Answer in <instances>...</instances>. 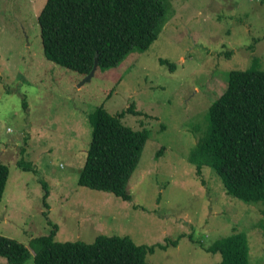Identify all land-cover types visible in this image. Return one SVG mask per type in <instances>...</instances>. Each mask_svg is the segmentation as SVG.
Here are the masks:
<instances>
[{"label":"rangeland","instance_id":"rangeland-1","mask_svg":"<svg viewBox=\"0 0 264 264\" xmlns=\"http://www.w3.org/2000/svg\"><path fill=\"white\" fill-rule=\"evenodd\" d=\"M158 1L148 46L81 82L83 75L43 53L37 16L45 0H0V161L9 169L0 235L29 248L23 264H33L31 240L53 225L60 242L91 243L99 234L144 245L176 239L144 264H216L220 254L206 248L241 232L249 264H264V204L229 196L210 167L196 174L188 162L229 70L254 57L264 69V0ZM100 104L144 132L126 179L130 201L76 183L91 138L88 116Z\"/></svg>","mask_w":264,"mask_h":264},{"label":"trees","instance_id":"trees-1","mask_svg":"<svg viewBox=\"0 0 264 264\" xmlns=\"http://www.w3.org/2000/svg\"><path fill=\"white\" fill-rule=\"evenodd\" d=\"M161 13L158 0H45L37 16L42 50L47 59L81 75L89 72L95 58L96 69L116 66L130 49H145L154 39ZM124 108L132 111L131 104ZM88 122L91 138L77 185L130 201L125 184L137 162L143 130L123 126L120 114L109 113L102 104ZM188 162L196 174L210 167L229 196L264 204V69L257 67L255 57L247 68L229 70L225 90L208 105L206 128L190 148ZM19 164L29 169L21 160ZM8 173L0 161V201ZM42 184L46 206L48 192ZM55 234L53 225L48 234L31 240L33 264H144L146 254L177 242L144 245L126 235L103 234L91 243L60 242L53 239ZM206 251L220 254L216 264H249L241 232L215 240ZM29 254L24 244L0 235V256L6 264H23Z\"/></svg>","mask_w":264,"mask_h":264},{"label":"water","instance_id":"water-1","mask_svg":"<svg viewBox=\"0 0 264 264\" xmlns=\"http://www.w3.org/2000/svg\"><path fill=\"white\" fill-rule=\"evenodd\" d=\"M97 65H98V60H97V58H95V59H94V63H93L92 68L89 70L88 73H85V74L83 75L81 82H82L83 80H87V79H89V78L94 74L95 69L97 68Z\"/></svg>","mask_w":264,"mask_h":264}]
</instances>
